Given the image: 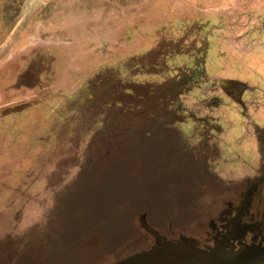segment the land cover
Wrapping results in <instances>:
<instances>
[{
  "label": "rangeland",
  "instance_id": "1",
  "mask_svg": "<svg viewBox=\"0 0 264 264\" xmlns=\"http://www.w3.org/2000/svg\"><path fill=\"white\" fill-rule=\"evenodd\" d=\"M3 116L0 172L35 135L44 159L16 178L0 264L194 262L182 237L246 189L225 225L264 235V0H0Z\"/></svg>",
  "mask_w": 264,
  "mask_h": 264
},
{
  "label": "flooded vegetation",
  "instance_id": "2",
  "mask_svg": "<svg viewBox=\"0 0 264 264\" xmlns=\"http://www.w3.org/2000/svg\"><path fill=\"white\" fill-rule=\"evenodd\" d=\"M131 116H134V114H132ZM56 117H58V114H56ZM129 114L126 113V117L123 116V123L121 127L124 128H132L134 125H132L133 123H128V118ZM138 119V118H137ZM62 120V119H61ZM88 121V120H87ZM56 121L53 120V123H55ZM52 123V124H53ZM59 127L63 124L60 122L58 123ZM50 125V124H49ZM56 126V125H55ZM128 131V130H127ZM56 157V156H55ZM7 182H10V179L6 180ZM24 181V180H22ZM21 181V182H22ZM12 182V181H11ZM13 188H16V185H13ZM11 188L10 192H0V231L5 228L7 226V224H9V221L12 220V209H14L16 207V203H17V198H15L14 196H16V192L15 190ZM251 190L250 189H246L245 193L243 194L242 199H240L239 201V205L236 209V207H231V209H229V211L227 212V214L231 213L232 215L228 216V218L224 217V215L220 218H218L216 223H213L211 225V223H209L210 225L208 226V232L206 233V240L204 242H197L195 239H192L191 237H182L185 238V240L180 241L181 244H183V246L185 247L186 251H187V255L188 256H192L195 258L194 262H188L187 264H214L213 262L215 260H210L211 258V252L213 251V254L215 256V250L217 251V255H218V262L216 261V264H223L224 262H227V257H229L230 254H228V249L230 250V247L233 246V250L232 252L230 251L231 254H235V256L237 255V258H242L244 259V257H246L247 254H249V256H247L249 259L251 260V257L257 258L251 261H255V262H263L264 261V235L263 234H253L251 235L249 238L246 237V234H242V229L241 227H239L238 229H236V227L234 226V223L236 221H230L229 225H225L226 224V220L227 219H233L235 211L234 208L236 210V212L239 213H246L248 212V207L249 204L251 203ZM19 198V197H18ZM22 197H20V199L18 200V202H25L26 199L24 197V199H21ZM250 202V203H249ZM28 206L30 205V202L27 203ZM26 204V205H27ZM226 218V219H225ZM24 224L27 225L26 220L24 219ZM206 221L203 220V223H205ZM143 223L145 225V227L147 228V230H149L150 232H153L156 236L159 237V235L156 233V231L150 227V225L143 219ZM199 224H201V222H198ZM232 224V225H231ZM205 235V234H203ZM14 239V238H12ZM248 239V240H247ZM247 240V241H246ZM246 246H251L250 248H246ZM178 248H182V247H178ZM253 253V254H252ZM254 255V256H253ZM13 256H17V254H14ZM213 256V259H214ZM14 257V259H15ZM264 263V262H263Z\"/></svg>",
  "mask_w": 264,
  "mask_h": 264
},
{
  "label": "crops",
  "instance_id": "3",
  "mask_svg": "<svg viewBox=\"0 0 264 264\" xmlns=\"http://www.w3.org/2000/svg\"><path fill=\"white\" fill-rule=\"evenodd\" d=\"M4 118L5 117L3 116L2 119H0V122H2L1 120L5 121ZM39 130H40L39 134H44V124L43 123L40 124ZM36 136L37 135H35V138H33L34 139L33 147L36 146V149L34 150V148H33L30 151L31 153L26 154L25 157L24 156L20 157V159L25 160V163H23V161H22V163H20V165L15 166V175L10 174L12 169H9L8 171H6L4 169L0 172V192H2V191L3 192H10L11 188H13V185H15L17 183L16 178L21 177V176H24V177L26 176L28 166H30V164L28 163V160H30V159H44V136L42 135L41 138H39L40 136L39 137H36ZM13 153L16 154V152H13ZM8 179H10V182L6 181Z\"/></svg>",
  "mask_w": 264,
  "mask_h": 264
},
{
  "label": "water",
  "instance_id": "4",
  "mask_svg": "<svg viewBox=\"0 0 264 264\" xmlns=\"http://www.w3.org/2000/svg\"><path fill=\"white\" fill-rule=\"evenodd\" d=\"M145 257H146V256H145ZM140 259H141V258L135 257L134 259L131 260L130 263L128 262V264H132V263H134V264H138L139 261H140ZM151 260H152V259H149V257H146V259H145V261H144V264H153V263L151 262ZM157 264H167V263H157Z\"/></svg>",
  "mask_w": 264,
  "mask_h": 264
},
{
  "label": "bare ground",
  "instance_id": "5",
  "mask_svg": "<svg viewBox=\"0 0 264 264\" xmlns=\"http://www.w3.org/2000/svg\"><path fill=\"white\" fill-rule=\"evenodd\" d=\"M246 256H249V254H247ZM215 261L218 262V260H215ZM247 264H264V263L263 262H255V261H253L252 263H247Z\"/></svg>",
  "mask_w": 264,
  "mask_h": 264
}]
</instances>
